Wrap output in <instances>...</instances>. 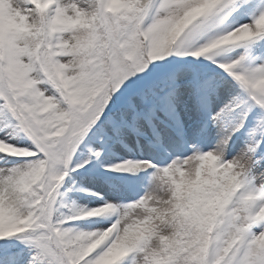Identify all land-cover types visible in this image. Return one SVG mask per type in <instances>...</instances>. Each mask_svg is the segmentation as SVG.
Returning <instances> with one entry per match:
<instances>
[{
    "label": "snow or ice",
    "instance_id": "snow-or-ice-1",
    "mask_svg": "<svg viewBox=\"0 0 264 264\" xmlns=\"http://www.w3.org/2000/svg\"><path fill=\"white\" fill-rule=\"evenodd\" d=\"M0 264H264V0H0Z\"/></svg>",
    "mask_w": 264,
    "mask_h": 264
}]
</instances>
